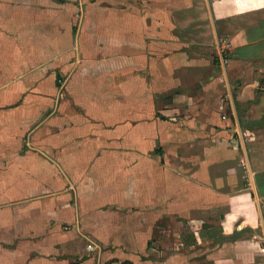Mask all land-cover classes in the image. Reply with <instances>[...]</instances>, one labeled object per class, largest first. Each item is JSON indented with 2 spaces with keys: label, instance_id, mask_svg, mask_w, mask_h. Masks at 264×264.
<instances>
[{
  "label": "crops",
  "instance_id": "1",
  "mask_svg": "<svg viewBox=\"0 0 264 264\" xmlns=\"http://www.w3.org/2000/svg\"><path fill=\"white\" fill-rule=\"evenodd\" d=\"M0 264H264V0H0Z\"/></svg>",
  "mask_w": 264,
  "mask_h": 264
},
{
  "label": "rangeland",
  "instance_id": "2",
  "mask_svg": "<svg viewBox=\"0 0 264 264\" xmlns=\"http://www.w3.org/2000/svg\"><path fill=\"white\" fill-rule=\"evenodd\" d=\"M215 51H216V60L217 62H215L217 64V66L219 67L220 66V72L219 75L221 76L222 78V81H223V78H224V72H225V63L223 64L221 62V58L220 56H223V59L225 60V49L223 48V44L221 42H216L215 43ZM245 172L246 174H248V170L245 169Z\"/></svg>",
  "mask_w": 264,
  "mask_h": 264
},
{
  "label": "built area",
  "instance_id": "3",
  "mask_svg": "<svg viewBox=\"0 0 264 264\" xmlns=\"http://www.w3.org/2000/svg\"><path fill=\"white\" fill-rule=\"evenodd\" d=\"M220 58H221V62L224 64L225 63V67L227 66V58H226V56H225V60L223 59V56H220ZM239 134H240V139H241V141H243V139H244V137H245V134L244 133H242L241 131H239ZM242 165H243V168L244 169H247L248 170V163H247V159H244L243 160V162H242ZM86 249L88 250V251H93V249L91 248V246H87L86 247Z\"/></svg>",
  "mask_w": 264,
  "mask_h": 264
}]
</instances>
